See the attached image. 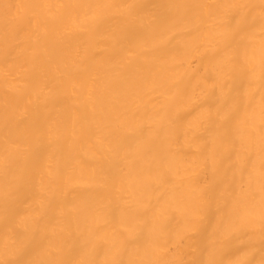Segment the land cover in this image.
Instances as JSON below:
<instances>
[{
    "label": "bare ground",
    "instance_id": "bare-ground-1",
    "mask_svg": "<svg viewBox=\"0 0 264 264\" xmlns=\"http://www.w3.org/2000/svg\"><path fill=\"white\" fill-rule=\"evenodd\" d=\"M0 264H264V0H0Z\"/></svg>",
    "mask_w": 264,
    "mask_h": 264
}]
</instances>
